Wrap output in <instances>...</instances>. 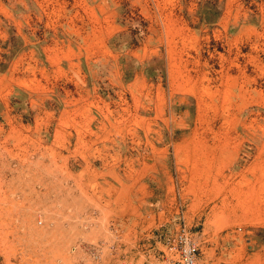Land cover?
<instances>
[{
	"label": "rangeland",
	"instance_id": "obj_1",
	"mask_svg": "<svg viewBox=\"0 0 264 264\" xmlns=\"http://www.w3.org/2000/svg\"><path fill=\"white\" fill-rule=\"evenodd\" d=\"M182 223L264 264V0H0V264L142 263Z\"/></svg>",
	"mask_w": 264,
	"mask_h": 264
},
{
	"label": "built area",
	"instance_id": "obj_2",
	"mask_svg": "<svg viewBox=\"0 0 264 264\" xmlns=\"http://www.w3.org/2000/svg\"><path fill=\"white\" fill-rule=\"evenodd\" d=\"M240 231V229H239ZM115 234L116 229L113 231ZM163 249L158 251V256L154 253V259L150 263L144 261H130L122 254L117 256L119 250L118 244L97 243L91 245L77 244L73 247V251L82 252L89 260L95 264L102 262L105 250H108V256L111 260L117 261V264H201L200 257L202 251L196 235L184 223L180 224L169 236L166 237L162 244Z\"/></svg>",
	"mask_w": 264,
	"mask_h": 264
},
{
	"label": "crops",
	"instance_id": "obj_3",
	"mask_svg": "<svg viewBox=\"0 0 264 264\" xmlns=\"http://www.w3.org/2000/svg\"><path fill=\"white\" fill-rule=\"evenodd\" d=\"M175 132H176V128L173 131L167 132V139L170 140L171 143H172V140L174 137H178V136H176L177 134H175ZM162 150H163L162 148H157V147H153L152 149H150L151 156H147V159H152V163H145V161H144V158L146 159L145 156L140 157V159H142L143 162H140L139 158H137V165H138L137 170H142L146 167L147 168L149 167L148 169H151V167H152V170H154V171L162 170V167L164 164V159L160 158V156H159V153L162 152ZM142 155H144V154H142ZM164 158H166V157H164ZM148 176L154 177L153 174L152 175L148 174ZM140 186H141V184H140ZM140 186H138V187H140ZM192 232L196 235L199 234V232H197V233H195L194 231H192ZM147 241H149V240H147ZM208 246H210V248L207 247L209 250L212 248L213 249L217 248V244H215V243L209 244ZM147 247H148V249L147 248L141 249L136 254H134V256L136 257V255H138L139 259L143 257L144 261H149L151 263L152 260L154 259L153 257H155L156 255L158 256V251H161L162 249L159 248L157 243H152V242L147 244ZM156 247H157V249H156ZM201 251H202V248H201ZM154 253L156 254L155 256L153 255ZM218 261H219V258H217L215 256L206 257V256H204L203 252H202V256L200 257V263L201 264H221V262H218ZM113 262H114V264L117 263V261H113Z\"/></svg>",
	"mask_w": 264,
	"mask_h": 264
}]
</instances>
